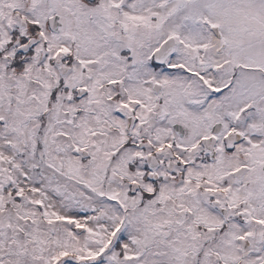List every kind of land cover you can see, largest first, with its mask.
Masks as SVG:
<instances>
[{
    "label": "snow or ice",
    "instance_id": "obj_1",
    "mask_svg": "<svg viewBox=\"0 0 264 264\" xmlns=\"http://www.w3.org/2000/svg\"><path fill=\"white\" fill-rule=\"evenodd\" d=\"M0 264H264V0H0Z\"/></svg>",
    "mask_w": 264,
    "mask_h": 264
}]
</instances>
